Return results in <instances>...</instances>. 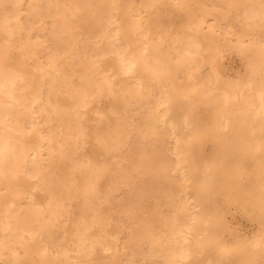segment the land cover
<instances>
[{"label":"bare ground","instance_id":"obj_1","mask_svg":"<svg viewBox=\"0 0 264 264\" xmlns=\"http://www.w3.org/2000/svg\"><path fill=\"white\" fill-rule=\"evenodd\" d=\"M219 10L222 22L210 18ZM226 48L246 58V79L226 77ZM101 98L108 110L88 116ZM90 132L100 163L85 158ZM136 178L145 193H126L141 228L120 244L116 197ZM162 189L178 190L165 214ZM231 204L257 223L251 237L232 230ZM137 255L264 264V0H0V264H137Z\"/></svg>","mask_w":264,"mask_h":264},{"label":"rangeland","instance_id":"obj_2","mask_svg":"<svg viewBox=\"0 0 264 264\" xmlns=\"http://www.w3.org/2000/svg\"><path fill=\"white\" fill-rule=\"evenodd\" d=\"M166 4H163V6H162V9H164L165 11H167V12H169V13H171V14H173V16H175L177 13H178V8L177 7H174V6H172V4H168V5H166ZM166 8V9H165ZM223 11L222 10H219V11H215L211 16H210V18L212 19H214V20H217V21H221L222 22V20H224L223 19ZM230 22H232V19L231 18H228V20H227V22H226V24L227 23H229V24H231V26L233 27V29H234V27H235V29H239L240 28V22H238V21H234V22H232V23H230ZM169 24V25H168ZM168 26H169V28L168 29H170V27H171V29L169 30V31H173L172 29H174L175 28V24H172V23H170V22H168ZM167 26V27H168ZM88 48H91V45H88ZM229 48H226L225 50H224V55H223V57H222V68H223V70H224V73L226 74V77L228 76V77H231V78H239V79H241V80H244V79H246V77L248 76V70H247V66L245 65V62H247V60H246V58L244 57V56H242L236 49H231L230 48V50H228ZM14 51V54H16V55H18V52L17 51H19L18 49H14L13 50ZM239 53H237V52ZM17 52V53H16ZM227 52V53H226ZM231 52H233V53H231ZM241 55V56H240ZM239 57H240V59H241V61H240V59H239ZM243 57V58H242ZM245 58V59H244ZM244 59V60H243ZM243 61V62H242ZM246 66V67H245ZM207 67V68H206ZM206 68V69H205ZM203 69H205V70H203ZM202 70L204 71V72H206L208 69H209V67L208 66H205L204 68H203ZM244 69V70H243ZM237 76V77H236ZM108 103H107V101H106V99L105 98H101L100 100H98V101H94V102H92L90 105H89V107H88V116H92V115H94V112H96V111H107L108 110ZM139 137V138H138ZM136 136V137H134V138H137L136 140L138 141V145L136 144L137 142H136V140H134V138H133V140L134 141H132V143L131 144H133V145H131V147H132V149L134 148V147H136V146H134V144L135 145H137L138 146V148L139 149H143V145H148L149 146V144H144V142L143 141H139L138 139H140V140H145L143 137L142 138H140V136ZM168 139V140H167ZM167 139H163L164 141L166 140V141H168V142H170V143H168L169 144V146L171 147V141H170V139L167 137ZM163 140H161V142L162 143H164L165 144V142L163 141ZM136 142V143H135ZM141 142H143V144L141 143ZM161 142H159L158 144V146L159 147H157V148H159V151H161L160 153L161 154H163L162 156H165L164 154V152H166V156L167 157H170V159L168 158V161H170V163L168 162V164H167V162H166V160H167V158L166 157H164V159H165V163L169 166V169H170V176H176L177 177V175H176V173L178 174V177H180L179 176V171H178V169L175 167V160H174V158H175V155L173 154V153H171V150L169 149L170 147L169 146H167V145H163V144H161ZM166 144H167V142H166ZM140 145V146H139ZM161 145V146H160ZM163 145V146H162ZM134 146V147H133ZM148 146H145V150H148ZM162 147H164L165 148V151H164V148H162ZM168 147V148H167ZM151 148V147H150ZM149 148V149H150ZM160 148L161 149H163V150H160ZM135 150H139V149H137V147L136 148H134ZM166 149H168V152L166 151ZM85 153H86V155H85V158H91L92 160H95L96 162H98V163H100V162H102V160L103 159H106L105 157V154H104V152H103V150L101 149V147L93 140V136H92V133L90 132L89 134H88V136L86 137V145H85ZM208 150V147L206 148V151ZM134 151V150H133ZM149 152H151L150 150H148ZM169 151H170V154H171V156H169V154H167V153H169ZM135 152V151H134ZM172 156H174V157H172ZM173 158V159H172ZM173 160V161H172ZM171 162H174V163H171ZM171 165V167L173 166V169H171V167H170V165ZM175 167V168H174ZM176 169H177V171H176ZM173 171H174V173H173ZM142 172H144V173H147L148 171H146L145 169H142ZM172 172V173H171ZM176 172V173H175ZM172 174V175H171ZM175 174V175H174ZM155 175H153V177H154ZM156 178V177H155ZM137 179H140L139 181L137 180ZM144 180V179H142V178H136V181H138V182H140V183H138L139 184V187H136V185H137V183H136V185L134 184V189H132V187L130 188L129 186H127V187H125L124 189H122V190H124V192L123 191H119L118 193H117V195L119 194V195H122V194H124V196H125V194H127L128 195V193H129V195L126 197V198H128L129 200H127V199H125L124 198V196L122 197V196H120V199L122 200V198H124V200H126V202L124 201V202H122L121 200V202L118 200V198H119V196L118 197H116L117 199H116V205H117V208L119 207V209H118V211L119 212H121L122 211V209H120L121 207H123L124 206V211H126V209H128L129 207H131L132 208V206H135L134 204H132L131 202H133V203H136V200H138L139 198L138 197H140V196H138L137 194H141V191H143L144 189H141L140 190V193H138V189L137 188H140L141 186L143 187V185H145L146 184V182H147V180H144V181H146V182H144L143 181V184H142V181ZM154 180V179H153ZM155 182L153 183V181H150V180H148V182H149V186L147 187V188H145V191H146V189H148L149 190V187H151L152 185H150V183H152V184H154V185H156L155 187H157L158 186V180H157V183H156V180H154ZM156 183V184H155ZM104 184H105V180L104 179H102V185L104 186ZM129 187V188H128ZM154 186H152L151 187V189L153 188ZM130 191H135L136 189V192L134 193L133 192V194H134V197H132L133 196V194L132 193H130V192H128L129 190ZM149 190V191H152V190ZM126 190H128L127 192L128 193H126ZM147 190V191H148ZM165 189H162V190H160L161 191V193L163 192V194L165 193V195H163V194H161L160 192V194L158 193L157 194V201H158V203H160L161 204V202H162V206L163 207H160V209H161V211H163V214H165V213H167L168 212V207H166L164 204H166V202L167 201H165L167 198L166 197H169L168 196V194H170L171 196H174V192L177 190V189H175V190H170L171 192H173V193H171L170 191H169V193L167 192H165L166 190H169V189H166L165 191H164ZM178 191V190H177ZM156 192H158V191H156ZM156 192L154 193V196L152 197L151 195H149V200H148V198H146L145 199V203L143 202V204L145 205V204H147V202L148 201H152V200H154V198L156 199ZM143 193H145L144 191H143ZM173 194V195H172ZM176 194H177V192H176ZM159 195H160V197H159ZM165 196V197H164ZM132 197V198H134V199H136L135 200V202H134V199L133 200H130V198ZM164 198V199H163ZM159 199V200H158ZM118 200V201H117ZM147 200V201H146ZM161 200V201H160ZM162 200H164V202L165 203H163V201ZM130 201V203H127V202H129ZM160 201V202H159ZM120 202V203H119ZM117 203H119V204H117ZM124 203V204H123ZM125 203H127L126 205H125ZM121 204H123V205H121ZM121 205V206H120ZM235 205V206H234ZM131 208H129L128 209V213L130 214H127V212L125 213L124 211H123V213L122 214H119L118 212V214L115 216V218H117V216H119L117 219H115V221L117 222H114V223H116L122 230V235H121V240H120V244H123L124 242H125V240H127L131 235L132 236H134L137 232H138V230L141 228V225L139 224V223H132V221H136V219H134V217L131 215V213H133V211L131 212V210H134V207L131 209ZM241 209V210H240ZM78 208H75L74 209V212L75 213H78ZM241 211V212H240ZM229 213V214H228ZM116 214V213H115ZM125 214V217H123L122 215H124ZM135 214V212L133 213V215ZM129 215V217H127ZM130 216L134 219H132V218H130ZM226 216H227V219L229 220V222H230V224H232V230L233 231H236L237 230V232L239 231V233H240V235H242L243 237H245V238H249V237H251L252 235H253V233L256 231V229H257V223L254 221V220H252L250 217H248V214H246L245 215V212L243 213V209L241 208V207H239V206H237L236 204H231L230 206H228V207H226ZM123 219H122V218ZM121 218V219H120ZM126 218H128L127 220H125ZM131 220H130V219ZM120 220H121V222H120ZM125 220V221H124ZM250 220V221H249ZM120 222V223H119ZM122 222H124V223H122ZM132 224H131V223ZM255 222V223H254ZM254 223V224H253ZM125 224H129V227L127 226V228H129L128 229V231H127V228L124 226ZM124 226V227H123ZM130 226H131V228H130ZM130 229H132V230H130ZM124 230V231H123ZM127 232V233H126ZM60 234V233H59ZM230 235V236H229ZM244 235H246V236H244ZM125 236V237H124ZM232 235L229 233V232H226L225 233V238H227L229 241L230 240H232ZM146 247H142V250H145L146 248H147V245L146 244H144ZM128 248V247H127ZM108 253V252H107ZM138 258V260L136 261V263L137 264H141V262H139V261H141V259H139V258H141L140 256H136V259ZM155 260H156V262H159L157 259H154V261L152 262L153 264H154V262H155ZM155 262V264H157ZM162 262L163 261H160V263L162 264ZM151 263V264H152ZM164 264H165V262H163Z\"/></svg>","mask_w":264,"mask_h":264}]
</instances>
